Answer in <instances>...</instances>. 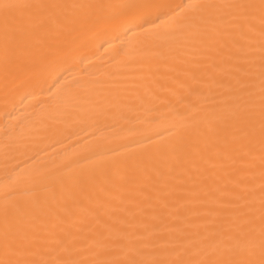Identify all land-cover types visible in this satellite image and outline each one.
I'll return each mask as SVG.
<instances>
[{
  "label": "snow or ice",
  "instance_id": "6c2138e0",
  "mask_svg": "<svg viewBox=\"0 0 264 264\" xmlns=\"http://www.w3.org/2000/svg\"><path fill=\"white\" fill-rule=\"evenodd\" d=\"M129 36L161 49L173 91L210 106L104 181L10 177L0 264H264V0H0L5 103L86 60L97 38Z\"/></svg>",
  "mask_w": 264,
  "mask_h": 264
},
{
  "label": "bare ground",
  "instance_id": "6f19581e",
  "mask_svg": "<svg viewBox=\"0 0 264 264\" xmlns=\"http://www.w3.org/2000/svg\"><path fill=\"white\" fill-rule=\"evenodd\" d=\"M106 38H97L86 60L77 59L59 79L47 78L32 95L16 94L6 104L0 90V185L42 175L80 176L82 185L88 174L104 181L117 165L169 145L194 108L210 106L211 98L173 91L175 74L164 67L160 48L131 36L109 47ZM69 95L91 102L66 110Z\"/></svg>",
  "mask_w": 264,
  "mask_h": 264
}]
</instances>
